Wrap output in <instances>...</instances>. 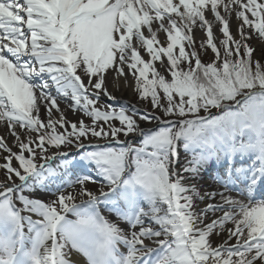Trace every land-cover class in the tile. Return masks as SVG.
Listing matches in <instances>:
<instances>
[{
  "label": "snow or ice",
  "instance_id": "snow-or-ice-1",
  "mask_svg": "<svg viewBox=\"0 0 264 264\" xmlns=\"http://www.w3.org/2000/svg\"><path fill=\"white\" fill-rule=\"evenodd\" d=\"M253 38L260 0H0V122L18 149L0 136V264H264ZM109 73L148 107L104 103ZM212 165L222 187L201 194Z\"/></svg>",
  "mask_w": 264,
  "mask_h": 264
},
{
  "label": "bare ground",
  "instance_id": "bare-ground-1",
  "mask_svg": "<svg viewBox=\"0 0 264 264\" xmlns=\"http://www.w3.org/2000/svg\"><path fill=\"white\" fill-rule=\"evenodd\" d=\"M260 2H264V0H260ZM208 18L211 20L213 19L211 13H207ZM236 27H237V22L235 19V16L233 15L230 18V30L232 31L233 35H236ZM214 35L217 39V42L219 41V39L221 38V34L219 32V26L218 25H214ZM195 35V39L196 42L200 44L201 40H204L206 37L204 36V33L201 29L197 28L194 32ZM159 38L161 40V42L165 41V37L163 33L159 34ZM249 43L256 49V52H259L260 50L264 49V41L259 40L258 38H253L251 41H249ZM145 59H147V56H144ZM166 63V60H165ZM156 67L158 70L160 69V65L159 63L156 64ZM162 71V70H161ZM128 84L130 86H126L124 79L123 78H119L118 80H114L113 79V74L109 73L108 74V90L109 92L112 93L113 96L116 97L117 101H125L126 99H128L130 93H132V91L134 90V81L132 80L131 76H128ZM87 82V81H85ZM68 103H71L70 101H68L67 103L64 101H60L59 103V107L61 110H63L65 112V114L67 115L68 119L70 120H77L80 117V113L76 112L73 113V111L68 108ZM43 112L41 113V116L44 117L45 113H44V109L42 108ZM41 110V111H42ZM54 111V110H53ZM55 115V113H54ZM17 131H20L19 128L16 129ZM0 136H3L5 138V142L12 147L14 144V138L9 134V130L6 126V123H2L0 122ZM13 151H17L18 149L16 147H12ZM0 155H4L3 153H0ZM184 160V155L181 153V161L183 162ZM205 181V180H204ZM198 189L200 190L201 194H203L205 191H212L215 190V188L213 187V184L210 181L207 182H202V184L199 186L197 185ZM238 198V197H236ZM216 200H219V197H216ZM222 213H216L217 216L221 215ZM210 216L212 215L211 213L209 214ZM229 227H231V225H229ZM226 238V235H221V236H214L212 238L213 240V245L218 244L220 242H222L224 239ZM79 255H74V259L78 258ZM82 260V258H79Z\"/></svg>",
  "mask_w": 264,
  "mask_h": 264
},
{
  "label": "rangeland",
  "instance_id": "rangeland-1",
  "mask_svg": "<svg viewBox=\"0 0 264 264\" xmlns=\"http://www.w3.org/2000/svg\"><path fill=\"white\" fill-rule=\"evenodd\" d=\"M199 45H200L199 43H197V45H196L198 50H199ZM262 52H264V49L260 50L257 53H254V58H259L262 55ZM211 58H212V53H211L210 50H207L205 53H202V55H201V59H202L203 62H209ZM262 62H264V61H262ZM126 100H127L126 104H125L126 106H135V107L140 108L141 110H144L146 107H148L147 104H142V103L138 102L137 94L135 93L134 90L132 91V93H130L128 99H126ZM120 103H124V102H122V101H118L117 102L116 101V103H114V105L120 106L121 105ZM42 112H43V110L41 111V113ZM100 143H104V141H100ZM0 173L3 175V176H0V180L3 181V179L5 178V173H4L3 170H0Z\"/></svg>",
  "mask_w": 264,
  "mask_h": 264
}]
</instances>
